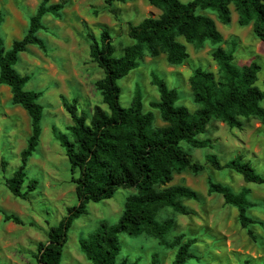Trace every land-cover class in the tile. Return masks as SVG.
Listing matches in <instances>:
<instances>
[{"label": "rangeland", "instance_id": "obj_1", "mask_svg": "<svg viewBox=\"0 0 264 264\" xmlns=\"http://www.w3.org/2000/svg\"><path fill=\"white\" fill-rule=\"evenodd\" d=\"M40 1L0 0V37L5 50L26 32L29 17ZM57 1L48 0L47 3ZM230 9L231 19L227 24L221 23L213 11L198 10L214 20L221 41L216 44L205 42L200 48L186 43L189 56L182 64L169 65L164 54L156 57L144 55L138 67L118 80L121 105L130 104L138 86L142 94V110L153 112L152 127L166 125L159 111L149 105L151 100L158 98L157 89L150 81L151 74L155 73L169 87L177 89L179 99L176 106H184L193 112L198 104L193 100L188 78L196 67L211 71L218 77L217 65L212 58V51L217 47L232 50L233 64L239 69L251 60L257 61L261 69L256 85L262 88L264 41L253 34L251 24L239 26L233 6ZM159 12L148 0L115 2L110 6L104 0H68L60 17L51 14L43 17L46 29L37 34L44 40L47 50L43 52L37 46L29 45L14 64L19 74L30 76L25 89L40 91L38 102L43 106L38 144L25 167L27 179L38 180L28 199L12 195L4 179L20 164V152L26 146L31 131L30 118L20 105L12 104L9 87L0 84V264H40L35 258L37 244L46 241L48 229L66 214L67 207L77 204L72 179L77 173H71L70 163L57 135L65 134L71 139L67 130L71 118L62 105V98L68 102L76 99L77 111L86 114L87 122L96 108L107 110L95 87L96 80L103 77V71L91 61L89 47L92 40L89 34L99 38L101 30L107 28L115 53L119 55L132 42L127 33L129 24H137L147 16H157ZM179 40L183 42L181 38ZM261 106L264 107V100ZM241 120V128H230L224 122L212 119L206 131L198 137L213 140V146L190 148L183 143V148L193 160L202 163L208 154H214L220 163L241 154L264 174V126L255 117ZM1 158L7 160L5 169L1 167ZM208 180L225 184L234 192L246 190L251 203L247 215L254 222L246 228L241 227L237 209L225 204L221 195L207 193ZM171 185L189 187L199 195L197 200H181L192 210L190 214H179L170 207H164L156 215L158 221L164 218L175 221L167 240L178 234L184 235L183 240L195 238L191 251L196 257L186 264H264L263 185L245 182L231 169L216 170L210 164H205L198 173L190 170L174 173L166 184ZM131 193L134 189L120 188L111 198L87 204L86 214L75 219L68 232L61 264H92L80 251L79 239L98 229L101 222L116 224L125 198ZM3 213L17 216L21 223L5 220ZM118 240L117 260L126 258L139 264H149L151 255L156 253L158 264H172L176 248L160 245L152 236L119 233Z\"/></svg>", "mask_w": 264, "mask_h": 264}, {"label": "trees", "instance_id": "obj_2", "mask_svg": "<svg viewBox=\"0 0 264 264\" xmlns=\"http://www.w3.org/2000/svg\"><path fill=\"white\" fill-rule=\"evenodd\" d=\"M67 1L47 3L48 0H41L29 17L26 32L21 38L14 39L7 50L0 37V84L9 87L12 104L20 105L30 118L31 131L26 146L20 152V164L4 179L10 193L22 199H28L29 192L38 184L36 178L27 179L25 167L38 144L43 106L38 102L40 91L25 89L30 76L19 74L14 64L29 45H35L43 52L47 50L44 40L37 34L46 29L43 17L46 14L60 17ZM126 1L129 0H104L107 6ZM148 3L158 9L159 14L147 16L137 24H129L127 33L132 42L119 55L115 53L107 28L101 30L99 38L89 34L92 40L89 47L91 61L103 71V77L96 80L95 87L107 110L96 108L87 122L86 114L77 111L76 99L71 102L61 99L71 118V124L67 126L71 139L65 134L57 135V139L68 158L71 173H77L72 178L77 204L67 207L66 214L48 229L46 241L37 244L35 258L40 264H61L63 246L74 220L86 214L90 201L111 198L120 188L134 189V193L125 198L116 224L101 222L98 229L79 239V248L85 258L92 264H139L126 258L117 260L120 249L118 235L147 234L160 245L176 248L172 264H186L196 257L191 251L195 238L183 240L184 235L178 234L169 241L166 236L174 229L175 221L172 218L156 219L164 207H170L179 214H190L192 210L181 200L199 198L198 193L189 187L166 186L173 174L185 170L198 173L205 164H210L216 170L231 169L245 182L264 186V174L241 154L224 163H220L214 154H208L202 163L193 160L182 145L212 147L213 140L198 137L206 131L212 119H218L230 128H241V118L255 117L264 126V107L261 106L264 77L260 88L256 85L261 69L257 61L251 60L239 69L233 64L232 50L215 48L212 58L217 65L218 77L211 71L196 67L188 78L193 100L198 104L193 112L184 106H176L179 99L177 89L169 87L152 73L150 81L157 89L158 98L151 100L149 105L157 109L163 121L167 122L158 128L152 127L153 112L142 110V94L138 86L130 104L123 106L118 85L119 79L139 66L144 55L156 57L164 54L169 65H179L189 56L186 43L200 48L205 42H220L221 34L214 20L198 10L213 11L221 23L227 24L231 19L230 6H233L237 24H251L253 34L264 41V0H148ZM6 165L7 160L1 158L2 169ZM207 193L219 194L225 204L235 207L241 227L246 228L254 222L247 215L251 203L246 190L234 192L225 184L208 180ZM3 218L21 223L12 214L3 213ZM158 263V254L153 253L149 264Z\"/></svg>", "mask_w": 264, "mask_h": 264}]
</instances>
